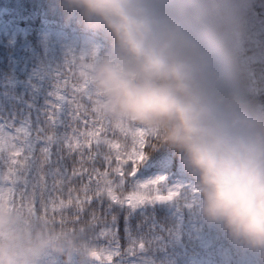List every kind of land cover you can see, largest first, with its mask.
I'll return each instance as SVG.
<instances>
[{
    "label": "clouds",
    "instance_id": "9594fccd",
    "mask_svg": "<svg viewBox=\"0 0 264 264\" xmlns=\"http://www.w3.org/2000/svg\"><path fill=\"white\" fill-rule=\"evenodd\" d=\"M86 42L94 106L144 130L192 178L196 213L238 254L264 264V104L239 62L238 0H56ZM96 251L69 221L0 206V264H81Z\"/></svg>",
    "mask_w": 264,
    "mask_h": 264
},
{
    "label": "snow or ice",
    "instance_id": "6c2138e0",
    "mask_svg": "<svg viewBox=\"0 0 264 264\" xmlns=\"http://www.w3.org/2000/svg\"><path fill=\"white\" fill-rule=\"evenodd\" d=\"M91 55L85 49L66 57L42 105L0 116V206L69 221L94 244L102 236L106 247L92 252L96 264H123L133 252L121 245L114 206L135 209L181 191H165V177L129 187L150 136L99 114L85 74Z\"/></svg>",
    "mask_w": 264,
    "mask_h": 264
},
{
    "label": "trees",
    "instance_id": "16d2710c",
    "mask_svg": "<svg viewBox=\"0 0 264 264\" xmlns=\"http://www.w3.org/2000/svg\"><path fill=\"white\" fill-rule=\"evenodd\" d=\"M260 1L264 2V0ZM258 2L259 0L251 1L250 8H255ZM23 6L25 18L13 19L8 30L0 33V116L11 115L14 112L22 113L29 104L41 105L40 102L35 101V98L30 96L31 90L28 91L27 86L25 90L21 88L28 78V70L22 71L21 67L23 63L32 67L37 59L40 60L45 57L43 56L45 45L44 42H41L44 33L49 35V43L56 38L69 42L85 39L100 42L99 36L84 31L75 20L66 22L56 0H24ZM44 24L49 26L46 31L43 30ZM262 35L258 32L256 39V35L245 33L244 39L241 38L242 51L239 50V62L244 69L246 85L250 81L252 82V79L256 80L259 85L264 81V69H262L264 62L254 58L258 56L259 40ZM21 55H23V59L20 58ZM27 56L30 57V61L24 59ZM53 74L40 72L37 76L44 77L46 81L52 83ZM248 91L258 102L264 104V92L262 90L248 89ZM88 130L90 129H85V131ZM108 135L109 138H112L111 132ZM143 151L145 158L137 167L136 172L144 171L147 175L169 172L177 179L192 182V178L183 171L178 160L158 146L156 141L147 138ZM115 163L113 158V167ZM140 176L134 175L132 177L130 188L134 187V178ZM23 211L33 220L42 224H46L50 220L58 222L52 218L34 216L26 210ZM114 213L117 216L121 245L124 249H130L133 252V255L124 258L123 264H131L132 260H137L142 264H207L206 261L208 264H214L215 262V258L203 253L199 247H192L188 243L180 246L175 241L173 238L175 215L162 206H156L154 203L144 204L135 209L114 206ZM139 243H143L144 247L139 248ZM104 244V238L101 236L95 244V249L98 251L103 249ZM46 256L49 264H65L64 257L54 253H49ZM69 264H77L76 259L71 258ZM81 264L94 263L85 258Z\"/></svg>",
    "mask_w": 264,
    "mask_h": 264
},
{
    "label": "rangeland",
    "instance_id": "374dc122",
    "mask_svg": "<svg viewBox=\"0 0 264 264\" xmlns=\"http://www.w3.org/2000/svg\"><path fill=\"white\" fill-rule=\"evenodd\" d=\"M251 1L254 0H238V7L241 12L239 50L242 51L241 38L244 37L245 33L248 35H256V39L258 32L262 33L263 35L259 40V52L257 51L258 56L254 58L261 59V61L264 62V2L259 0L255 8H250ZM23 5L24 0H3V3L2 0L0 1V33L8 30L11 24L10 22L13 19L25 18L26 14L24 13L25 8ZM250 13L251 16L248 17ZM48 29L49 26L44 24L43 30L46 31ZM49 40V35L44 33L41 41L42 43L44 42L45 45L43 52V56L45 57L43 59H37L32 67H28L24 63L21 67L22 71L25 69L28 70L27 81L25 85L21 86V88L25 90L27 86L29 88L28 91L31 90L29 93L30 96L39 101L41 105L46 99L47 93L52 87V83L46 81L44 77L37 75L40 72H47V74L55 73V71L64 64L66 57L70 53H79L80 51L87 49L86 42L89 41L85 39L82 41L74 40L69 42L64 39L56 38L53 42L49 43ZM20 58L23 59V55H21ZM24 59L26 61H30L29 56ZM15 62H17L16 59ZM262 69H264V66ZM252 80L253 81H250L247 85V88L258 89L264 92V81L259 85L256 80ZM143 172L144 171L135 172V175L140 174L141 177L140 179L134 180V186L140 183L155 180L158 177H165V181L162 186L165 191L172 187H176L181 191V195L174 196L172 198V202L165 206V209L172 211L175 215L173 238L177 243H181L180 245L192 243V245L199 247L203 253L215 258L214 264H255L252 258L238 254L213 228L204 225L200 221L195 210V197L191 195L192 182L187 183V181L184 180L176 181L175 177L169 173H161L153 177H144ZM185 189H187V191H185ZM164 193L167 194V192ZM182 236H184L185 239H182ZM104 254L106 255L107 253L105 252ZM206 263L208 264V261H206Z\"/></svg>",
    "mask_w": 264,
    "mask_h": 264
},
{
    "label": "water",
    "instance_id": "95a60500",
    "mask_svg": "<svg viewBox=\"0 0 264 264\" xmlns=\"http://www.w3.org/2000/svg\"><path fill=\"white\" fill-rule=\"evenodd\" d=\"M169 201V200H168ZM165 202H167V201H165ZM165 202H157V203H165Z\"/></svg>",
    "mask_w": 264,
    "mask_h": 264
}]
</instances>
